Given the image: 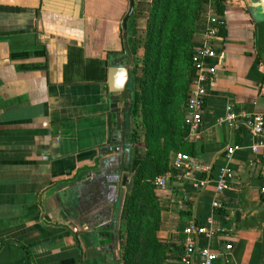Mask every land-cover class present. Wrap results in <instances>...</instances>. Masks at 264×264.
Instances as JSON below:
<instances>
[{"label": "crops", "instance_id": "1", "mask_svg": "<svg viewBox=\"0 0 264 264\" xmlns=\"http://www.w3.org/2000/svg\"><path fill=\"white\" fill-rule=\"evenodd\" d=\"M138 1L131 18L144 32L148 13L137 11ZM226 2L202 127L184 126L194 163L163 177L156 192L157 237L170 248L164 264H183L184 230L212 217L216 235L201 246L216 255L232 246L213 264H264L263 153L252 152L257 139L249 131L224 122L228 107L264 117V23L244 0ZM129 12L130 0H0V264H124L126 192L145 153L125 141L130 101L140 109L131 18L124 38ZM128 64L135 79H127ZM201 166L212 169L203 188ZM221 167L231 170L232 186L218 194ZM113 229L117 259L104 235Z\"/></svg>", "mask_w": 264, "mask_h": 264}, {"label": "trees", "instance_id": "2", "mask_svg": "<svg viewBox=\"0 0 264 264\" xmlns=\"http://www.w3.org/2000/svg\"><path fill=\"white\" fill-rule=\"evenodd\" d=\"M202 0H139L137 11L148 13L144 32L131 18L129 45L133 57L139 56V41L145 40L142 75L139 82L141 118L129 106V145L135 144V124L144 132L143 158L126 192V246L124 264H164L170 248L157 237L161 207L157 198V179L175 172L172 154L196 157L197 149L184 138L185 115L191 88L196 35L205 33L208 23L201 21ZM226 0H215V14L223 17ZM264 26V25H263ZM132 29V30H131ZM225 34V26L221 28ZM135 70L131 77L135 79ZM138 122V123H137ZM130 172V163H126Z\"/></svg>", "mask_w": 264, "mask_h": 264}, {"label": "built area", "instance_id": "3", "mask_svg": "<svg viewBox=\"0 0 264 264\" xmlns=\"http://www.w3.org/2000/svg\"><path fill=\"white\" fill-rule=\"evenodd\" d=\"M208 29L205 33L196 35V55L193 58V73L191 77V88L188 97L187 110L185 115V125L195 128H201L203 124V115L206 99L209 89L215 83L217 75V66L219 64V54L217 42L222 39L221 28L225 26L222 17L216 14L211 15L207 19ZM234 131L242 132L243 129L249 131L256 139L257 143L252 148L254 154L263 153L264 159V117L253 116L248 117L245 114L238 115L232 107L227 108V116L224 120ZM235 149H230L228 155L231 157L235 153ZM194 159L184 154H177L173 159L175 168H191ZM200 173L205 174L206 178L200 183V186L205 187L212 172L211 167L201 166ZM157 188L165 186V178L157 179L155 182ZM232 186V172L228 167H221L217 178V193L223 194ZM264 195V188L261 190ZM223 203L215 201L212 205L213 210H221ZM214 218H210L204 224H191L185 230L186 239L184 242V250L182 255L183 264H194L196 256H201L205 259V264H213L220 258L227 259L232 250V246L228 245L224 253L216 255L210 252L208 248L201 246L203 237H214L216 231L213 228ZM74 234L79 233V229H73Z\"/></svg>", "mask_w": 264, "mask_h": 264}, {"label": "water", "instance_id": "4", "mask_svg": "<svg viewBox=\"0 0 264 264\" xmlns=\"http://www.w3.org/2000/svg\"><path fill=\"white\" fill-rule=\"evenodd\" d=\"M245 4L247 6L248 11L251 13L253 19L255 20L256 23H264V0H244ZM134 0H130V12L127 15V17L124 20V38L127 39V26H128V21L131 18L133 11H134ZM129 53V52H128ZM129 56L131 58V53H129ZM126 72H127V79H130V75H131V71H130V64L127 65L126 67ZM124 107H126V103L124 104ZM120 119V117H119ZM126 164L125 160L123 162V165ZM126 173L127 170H126ZM127 184V176L125 175V177L122 179V185L125 188ZM119 210H120V201H118L117 203V207H116V217L119 214ZM80 232L77 234V237L84 235V232L79 230ZM114 229L112 230V232L110 233H106L104 234L107 238H111V245H109V250L112 254V256L117 259L118 258V253H117V249L115 246V237H114Z\"/></svg>", "mask_w": 264, "mask_h": 264}, {"label": "rangeland", "instance_id": "5", "mask_svg": "<svg viewBox=\"0 0 264 264\" xmlns=\"http://www.w3.org/2000/svg\"><path fill=\"white\" fill-rule=\"evenodd\" d=\"M202 10H201V21H206L211 15L215 14V0H202ZM144 45H145V40L139 41V56H138V63L140 64L139 68V75H142V69H143V60L140 59H144ZM191 78V75H190ZM136 110V111H135ZM134 110V114L136 115V117H140L141 118V111L140 109H135ZM138 123V122H137ZM134 132L137 133L135 134V144L134 146L136 147V149L139 151V149L142 151H144V132L141 129L140 126H138L137 124H135L134 128H133ZM133 146V147H134ZM134 147V148H135ZM138 154V152H137ZM139 156V154H138ZM123 238H125L126 240V226H125V222L123 223Z\"/></svg>", "mask_w": 264, "mask_h": 264}, {"label": "flooded vegetation", "instance_id": "6", "mask_svg": "<svg viewBox=\"0 0 264 264\" xmlns=\"http://www.w3.org/2000/svg\"><path fill=\"white\" fill-rule=\"evenodd\" d=\"M130 132H131V130H130ZM130 132H128L127 135H126V137H125V141H126V143H128V144H129V140H128L127 137H129V133H130ZM124 170H125V171L127 170V167H126V166H124Z\"/></svg>", "mask_w": 264, "mask_h": 264}]
</instances>
